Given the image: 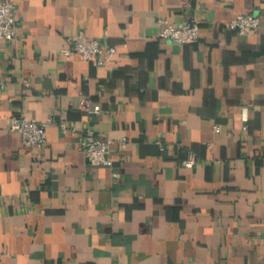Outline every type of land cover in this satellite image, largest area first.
I'll list each match as a JSON object with an SVG mask.
<instances>
[{
	"label": "crops",
	"instance_id": "obj_1",
	"mask_svg": "<svg viewBox=\"0 0 264 264\" xmlns=\"http://www.w3.org/2000/svg\"><path fill=\"white\" fill-rule=\"evenodd\" d=\"M13 1L19 36L0 41V264H264V0ZM240 13L260 17L256 32L227 27ZM159 19L199 20V41L159 38ZM79 30L119 53L103 66L67 59ZM19 111L54 118L45 147L10 130ZM89 130L114 140L113 167L90 163Z\"/></svg>",
	"mask_w": 264,
	"mask_h": 264
},
{
	"label": "built area",
	"instance_id": "obj_2",
	"mask_svg": "<svg viewBox=\"0 0 264 264\" xmlns=\"http://www.w3.org/2000/svg\"><path fill=\"white\" fill-rule=\"evenodd\" d=\"M19 19L17 16V6L13 0H0V41L11 42L19 36ZM261 24L260 17L251 13H240L227 24L231 30H236L244 35H251L256 32ZM158 37L171 40L180 44L196 43L201 36V26L199 20H192L181 24H174L166 19L158 20ZM116 46L110 44L105 39H99L88 35L84 30H79L68 38V45L62 50V54L71 59L73 55H79L82 60L90 62L94 66H103L113 61L118 54ZM2 61L0 57V72ZM6 87V81L0 77V92ZM83 108L89 113H98L101 109L99 104H93L89 98L82 100ZM54 122V118L39 122L30 120L25 112L19 111L14 114L10 122V130L21 135L25 146L43 148L48 143V126ZM60 127L63 133H75L76 128L69 126L67 122L61 121ZM220 131L218 126L215 127ZM114 140L104 138L89 130L81 141V149L87 154L93 166H114L112 157V146ZM121 147L126 149L128 140L123 138L120 141ZM198 163L194 154L184 161V165L193 168ZM114 177H120L118 172H114Z\"/></svg>",
	"mask_w": 264,
	"mask_h": 264
}]
</instances>
